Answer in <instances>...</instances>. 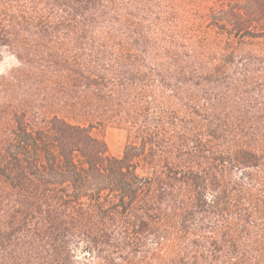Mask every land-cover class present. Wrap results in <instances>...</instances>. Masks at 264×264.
Segmentation results:
<instances>
[{
	"label": "trees",
	"instance_id": "16d2710c",
	"mask_svg": "<svg viewBox=\"0 0 264 264\" xmlns=\"http://www.w3.org/2000/svg\"><path fill=\"white\" fill-rule=\"evenodd\" d=\"M5 55L0 264H264V0H0Z\"/></svg>",
	"mask_w": 264,
	"mask_h": 264
},
{
	"label": "rangeland",
	"instance_id": "374dc122",
	"mask_svg": "<svg viewBox=\"0 0 264 264\" xmlns=\"http://www.w3.org/2000/svg\"><path fill=\"white\" fill-rule=\"evenodd\" d=\"M195 1L198 3L199 0ZM17 63L14 57L5 55V57L0 60V77L7 73L12 67L16 66ZM92 132L94 135L102 137L106 141L108 150L111 154L121 155L123 153L128 133L125 127L114 123H108L106 125H97L93 127Z\"/></svg>",
	"mask_w": 264,
	"mask_h": 264
}]
</instances>
